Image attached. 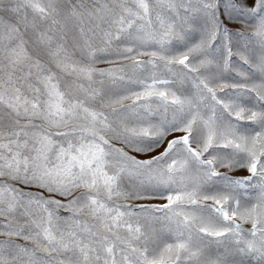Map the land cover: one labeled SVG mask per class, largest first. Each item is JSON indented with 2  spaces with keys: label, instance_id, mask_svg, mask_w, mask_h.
<instances>
[{
  "label": "snow or ice",
  "instance_id": "6c2138e0",
  "mask_svg": "<svg viewBox=\"0 0 264 264\" xmlns=\"http://www.w3.org/2000/svg\"><path fill=\"white\" fill-rule=\"evenodd\" d=\"M0 264H264V0H0Z\"/></svg>",
  "mask_w": 264,
  "mask_h": 264
},
{
  "label": "rangeland",
  "instance_id": "374dc122",
  "mask_svg": "<svg viewBox=\"0 0 264 264\" xmlns=\"http://www.w3.org/2000/svg\"><path fill=\"white\" fill-rule=\"evenodd\" d=\"M244 174H246V173H237V175H244Z\"/></svg>",
  "mask_w": 264,
  "mask_h": 264
}]
</instances>
